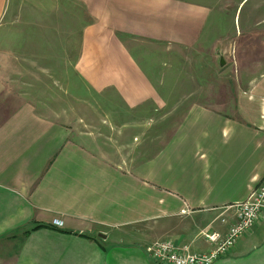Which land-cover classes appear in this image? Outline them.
Wrapping results in <instances>:
<instances>
[{
  "label": "crops",
  "instance_id": "1",
  "mask_svg": "<svg viewBox=\"0 0 264 264\" xmlns=\"http://www.w3.org/2000/svg\"><path fill=\"white\" fill-rule=\"evenodd\" d=\"M7 1L0 0V21ZM45 1L46 15L59 10V18H69L77 6L90 19L79 38L80 80L64 84L74 98L62 99L73 112L56 111L50 105L59 84L24 81L23 74L39 68L19 62L22 51L0 45V264H165L145 251L159 239L211 250L204 232L225 234L235 216L229 206L264 181V73L246 92L212 97L177 116L152 157L149 121L167 113H149L140 127L135 122L145 113L87 112V90L101 95L95 101L101 109L116 100L129 109H161L167 86L154 65L168 46L198 45L209 5ZM16 2L19 8L22 0ZM8 56L14 63H6ZM40 88L51 92L40 95ZM39 223L56 229H32ZM214 264H264V214Z\"/></svg>",
  "mask_w": 264,
  "mask_h": 264
},
{
  "label": "rangeland",
  "instance_id": "2",
  "mask_svg": "<svg viewBox=\"0 0 264 264\" xmlns=\"http://www.w3.org/2000/svg\"><path fill=\"white\" fill-rule=\"evenodd\" d=\"M16 1L8 0L4 3L5 11L0 21L1 48L7 53H13L14 48L22 51L23 56L19 58V62L39 68L36 73L23 74L24 81L36 80L40 87L50 81L59 84L54 90L56 104L50 105L59 111L61 107H68L63 97L69 95L74 98L72 93H66L68 90L64 84L80 80L75 73L79 38L84 28L83 21L90 19L81 17L84 13L75 3H72V6L77 8L71 9L69 18L67 14H61L59 18L58 10L54 19L53 15L45 14V0H22L19 8ZM202 1L209 5L210 16L198 45L181 49L168 46L163 51L166 56L154 65L156 79L159 80V77L164 75L167 86L162 90L166 103L161 109L154 110L148 104L129 109L116 99L113 108L102 106L101 109L95 105L96 99L101 95L87 90V112L99 110L145 113L140 116L141 120L135 123L142 127L150 122L152 157L174 132L178 123L177 116H181L197 103L207 105L212 102V97H235L239 90L246 92L251 83L264 73V0ZM2 10L0 4V13ZM31 54L33 56H30ZM43 54L47 57H43ZM137 54L138 52L135 56ZM221 59L224 61L223 65ZM5 60L6 63L15 61L9 56ZM42 68H48V71H43ZM48 92H51V89L39 90L40 95ZM60 100L61 103H57ZM68 108L73 112V106L69 105ZM152 112L167 114L148 122L147 119L151 115L149 113Z\"/></svg>",
  "mask_w": 264,
  "mask_h": 264
},
{
  "label": "built area",
  "instance_id": "3",
  "mask_svg": "<svg viewBox=\"0 0 264 264\" xmlns=\"http://www.w3.org/2000/svg\"><path fill=\"white\" fill-rule=\"evenodd\" d=\"M234 209V221L228 231L222 234L219 231L204 232L214 247L205 252H195L190 244H179L171 239L155 240L146 246L147 255L165 264H214L226 254L264 214V181H262L246 199L237 201L229 206ZM56 225H62L60 219Z\"/></svg>",
  "mask_w": 264,
  "mask_h": 264
},
{
  "label": "trees",
  "instance_id": "4",
  "mask_svg": "<svg viewBox=\"0 0 264 264\" xmlns=\"http://www.w3.org/2000/svg\"><path fill=\"white\" fill-rule=\"evenodd\" d=\"M42 227H47V228H54L56 229V227L54 225H51V224H43V223H39L37 225H35L32 229H39V228H42ZM97 240H100V238H96Z\"/></svg>",
  "mask_w": 264,
  "mask_h": 264
},
{
  "label": "water",
  "instance_id": "5",
  "mask_svg": "<svg viewBox=\"0 0 264 264\" xmlns=\"http://www.w3.org/2000/svg\"><path fill=\"white\" fill-rule=\"evenodd\" d=\"M224 64V61H223V59H221V65H223ZM99 237H106V235L105 234H103V233H99Z\"/></svg>",
  "mask_w": 264,
  "mask_h": 264
}]
</instances>
